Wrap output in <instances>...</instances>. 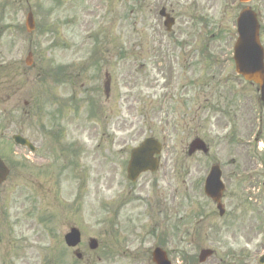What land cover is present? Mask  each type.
<instances>
[{
	"label": "rangeland",
	"instance_id": "374dc122",
	"mask_svg": "<svg viewBox=\"0 0 264 264\" xmlns=\"http://www.w3.org/2000/svg\"><path fill=\"white\" fill-rule=\"evenodd\" d=\"M4 4L0 0V71L10 65L15 74L5 79L0 74V112L5 113L0 131L6 127L9 133L0 148L11 166L0 185V264H151L153 241L169 222L180 226L201 211L198 228L188 229L178 249V240H170L171 254L185 252L183 264H260L262 220L250 197L263 196L256 192L257 178L247 176L260 166L233 140V133L250 136L258 96L254 85L238 78L229 57L244 5L236 0H6L5 37ZM162 5L176 17L170 34L158 14ZM249 5L264 26V0ZM29 8L36 20L31 34L24 24ZM262 38L264 43V29ZM58 68L65 82L45 78ZM171 68L183 76H173L179 81L171 101L174 118L164 131L170 137L163 159L169 163L131 186L124 171L130 149L146 136L161 140L164 134L158 102ZM105 73L111 78L108 98ZM214 105L224 107L228 117L212 111ZM56 108L61 111L54 120L50 114ZM14 133L29 138L38 152L14 145ZM195 136L208 143L209 155H187ZM257 148L264 157V135ZM214 161L221 163L227 184L223 218L202 192ZM169 183L184 195L174 218L161 204L167 194L174 202ZM72 226L81 230L86 249L90 237L100 242L96 252H86V262H77L65 245ZM203 247L216 253L199 263Z\"/></svg>",
	"mask_w": 264,
	"mask_h": 264
},
{
	"label": "water",
	"instance_id": "95a60500",
	"mask_svg": "<svg viewBox=\"0 0 264 264\" xmlns=\"http://www.w3.org/2000/svg\"><path fill=\"white\" fill-rule=\"evenodd\" d=\"M173 20L171 19L168 28L172 25ZM28 30L34 28V21L32 14L30 13L26 22ZM238 33L239 37L236 44L235 60L236 68L246 79L257 82L260 85L262 91V98H264V53L259 38V24L256 18V14L250 9L242 11L238 18ZM22 143H26V140L19 139ZM155 146V148H153ZM197 149L207 151L205 143L201 139H195L190 144V152ZM158 150L157 143H152L151 140H147L140 147L136 148L132 154L133 176H136L138 172L148 167L150 164L148 156L152 151ZM149 157V158H148ZM152 167V166H150ZM219 168L214 166L211 174L208 178L207 192L212 195L216 200L219 201L221 196V189L223 188L222 183L219 180ZM9 173V169L6 167L4 162L0 158V183H2ZM218 185V187H216ZM219 207H221L219 205ZM72 242L70 245H76L79 241V234L76 230L68 237ZM97 246L96 241L92 240L91 247ZM212 252L210 250H204L201 253L200 259L204 261L207 256ZM157 260L160 264H168L164 257L157 255Z\"/></svg>",
	"mask_w": 264,
	"mask_h": 264
},
{
	"label": "flooded vegetation",
	"instance_id": "af4514ba",
	"mask_svg": "<svg viewBox=\"0 0 264 264\" xmlns=\"http://www.w3.org/2000/svg\"><path fill=\"white\" fill-rule=\"evenodd\" d=\"M6 4V3H5ZM5 7H6V5H5ZM173 11V10H172ZM174 12V11H173ZM5 28H6V12H5ZM193 75H195V74H193ZM161 204H162V206H163V208H164V210H165V195L163 196V199H162V201H161ZM159 243V245H163V243H164V241H159L158 242Z\"/></svg>",
	"mask_w": 264,
	"mask_h": 264
}]
</instances>
